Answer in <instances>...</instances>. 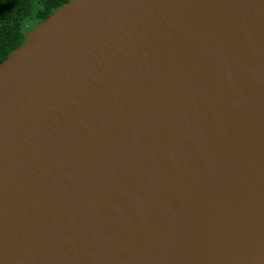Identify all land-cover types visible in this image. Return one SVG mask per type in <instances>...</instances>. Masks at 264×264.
<instances>
[{
    "label": "water",
    "instance_id": "water-1",
    "mask_svg": "<svg viewBox=\"0 0 264 264\" xmlns=\"http://www.w3.org/2000/svg\"><path fill=\"white\" fill-rule=\"evenodd\" d=\"M0 65V264H264V0H70Z\"/></svg>",
    "mask_w": 264,
    "mask_h": 264
},
{
    "label": "trees",
    "instance_id": "trees-1",
    "mask_svg": "<svg viewBox=\"0 0 264 264\" xmlns=\"http://www.w3.org/2000/svg\"><path fill=\"white\" fill-rule=\"evenodd\" d=\"M70 0H0V65L25 42V31L59 10Z\"/></svg>",
    "mask_w": 264,
    "mask_h": 264
},
{
    "label": "rangeland",
    "instance_id": "rangeland-1",
    "mask_svg": "<svg viewBox=\"0 0 264 264\" xmlns=\"http://www.w3.org/2000/svg\"><path fill=\"white\" fill-rule=\"evenodd\" d=\"M37 25H38V24H37ZM37 25H35V26L33 27V29H34ZM33 29H32V30H33ZM32 30H29V31H32ZM27 31H28V30H27Z\"/></svg>",
    "mask_w": 264,
    "mask_h": 264
}]
</instances>
